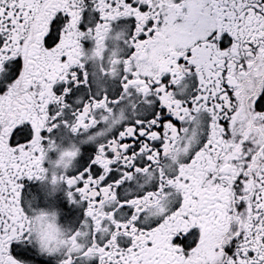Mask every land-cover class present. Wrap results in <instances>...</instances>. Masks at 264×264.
<instances>
[{
	"label": "snow or ice",
	"instance_id": "6c2138e0",
	"mask_svg": "<svg viewBox=\"0 0 264 264\" xmlns=\"http://www.w3.org/2000/svg\"><path fill=\"white\" fill-rule=\"evenodd\" d=\"M0 264H264V0H0Z\"/></svg>",
	"mask_w": 264,
	"mask_h": 264
}]
</instances>
